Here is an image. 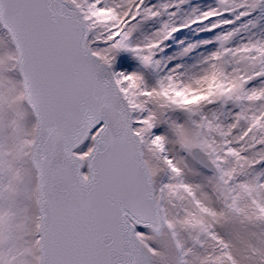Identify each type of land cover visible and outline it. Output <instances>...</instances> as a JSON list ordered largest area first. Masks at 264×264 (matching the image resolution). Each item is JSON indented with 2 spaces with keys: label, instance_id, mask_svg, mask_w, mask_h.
<instances>
[{
  "label": "snow or ice",
  "instance_id": "6c2138e0",
  "mask_svg": "<svg viewBox=\"0 0 264 264\" xmlns=\"http://www.w3.org/2000/svg\"><path fill=\"white\" fill-rule=\"evenodd\" d=\"M0 264H264V0H0Z\"/></svg>",
  "mask_w": 264,
  "mask_h": 264
}]
</instances>
